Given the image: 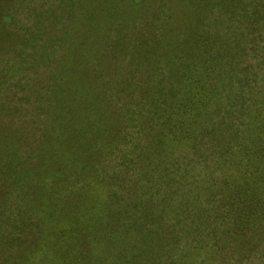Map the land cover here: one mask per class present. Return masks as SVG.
<instances>
[{
    "label": "rangeland",
    "instance_id": "374dc122",
    "mask_svg": "<svg viewBox=\"0 0 264 264\" xmlns=\"http://www.w3.org/2000/svg\"><path fill=\"white\" fill-rule=\"evenodd\" d=\"M194 1L0 0V69L5 72L0 78V106L4 109L0 114V136L7 134L9 147L19 148L17 160L30 163L34 190L29 203L38 209L28 211L29 226L25 228L16 185L10 179H1L0 173V264H126L124 261L133 254L142 258H135L136 264H151L148 258L164 249L162 236L166 230L158 218L165 211L159 208L160 202L149 199L134 208V201H124V192L122 201L111 198L119 185L139 193V186L146 182L161 190L164 181L147 176L145 183L136 184L135 177L127 175L121 181L116 178L119 175L116 169L127 173L151 170L162 176L169 167L167 155L181 151L177 147L186 140L188 132L179 126L183 122L180 107L172 106L181 98L182 84L186 85L191 102L195 100L196 78L200 73L198 60L209 58V53L199 51L200 44L205 46L206 41L210 45L214 41L220 44L219 54L225 55L223 61L228 66L230 53L241 59L243 66L237 69L239 72L250 69L247 61L252 59L257 68L250 70L263 73L258 75L256 88L262 89L264 84L261 69L264 64H259L264 59V0H243L235 10L229 8V13L226 0L213 6H209L210 0ZM152 18L156 28H147L159 35L164 49H159L156 55L141 49L137 56L132 41L138 37L140 25ZM124 25H128V30L116 32ZM25 32L35 37L26 40L22 35ZM149 34L148 31L146 35ZM116 41L118 46L112 48ZM169 57L176 58L171 65L180 70V91L175 94L176 99L167 98V105H160L156 113L154 96L146 99L141 96L155 87H166L163 75L167 74L165 61ZM210 64L212 67L213 63ZM163 66L165 70H158ZM52 75H62L67 81L62 84L64 87L59 88ZM123 77H134L129 87L137 86V96L132 99L126 90L119 89L118 82ZM113 79H118L117 84ZM50 89H63L64 94L67 90L77 92L73 96L80 99L74 104L86 107L84 113L74 114L78 124L69 126L86 131L85 140L90 142L84 146L82 155L91 154L90 158L75 157L69 144L68 147L44 144L48 121L45 122L43 113L48 105L46 100L51 97L47 94ZM103 89L104 95L100 92ZM257 90L249 94L256 102L252 101L247 120L264 147V90L256 98ZM6 107L9 109L5 110ZM136 107L134 127L108 146L104 127L96 128L94 118H108L113 123L127 109L134 111ZM93 110L100 112L96 115ZM154 130L163 135L151 137ZM9 147H1L0 152L5 153ZM77 149L80 152L83 148ZM146 164L155 169L145 168ZM155 179L160 182L154 184ZM77 194L83 198L81 203L76 201ZM150 202L154 203L153 210H145ZM134 220L140 221L144 230H151L154 241L148 247L140 245L141 239L136 240ZM80 225H85L94 236L86 239L81 236L82 231L77 228ZM115 235L117 238L113 239ZM79 253L80 258L74 260ZM129 264L134 262L131 260ZM209 264L227 261L215 257ZM244 264L262 263L256 258L253 263Z\"/></svg>",
    "mask_w": 264,
    "mask_h": 264
},
{
    "label": "trees",
    "instance_id": "16d2710c",
    "mask_svg": "<svg viewBox=\"0 0 264 264\" xmlns=\"http://www.w3.org/2000/svg\"><path fill=\"white\" fill-rule=\"evenodd\" d=\"M224 1L210 0L209 6ZM226 1L227 13H229V8L235 10L243 0ZM194 2L197 3V0ZM153 20L152 18L150 21H145L144 26L140 25L142 28L138 26L140 27L138 37L132 41V47L135 49L133 52L137 56L140 55L139 51H143L141 49L150 55H156L159 49H164L163 45L160 46L159 35L151 31L152 28H156L152 23ZM262 20L264 21V15ZM127 27L128 25L121 26L117 28L116 32L121 33L128 30ZM148 31L149 36L146 35ZM26 32L22 34L26 40L35 37L33 33L26 34ZM117 42H113L111 47L116 48ZM209 45L210 43L208 44L207 41L205 46L200 44L199 51L203 54L209 53V58L203 61L198 60L197 65L200 73L196 78L198 84L195 86L194 102H191L192 99L187 93L185 84H182L181 98L176 103L173 102L175 105L172 108L180 107L183 122L179 126L188 132L186 140L177 147L181 148V151L167 155L169 167L163 171L162 176H158L155 172L151 173V170L141 172L132 170L131 173H127L123 169L115 171V173H119L116 178L121 181L126 175L131 179L135 177L136 184L145 183L147 176L148 178H162L164 181L161 190L152 186L151 182H146L143 186H139V193L132 192L134 190L123 186L124 184L119 185L114 189L115 196L111 197L113 199L116 197V201H122L124 199L121 197L125 195L124 201H134L136 204L133 206L134 208L140 207L149 199L160 202L159 208L165 211V214H160L158 218L166 230L165 235L162 236L164 249L161 252L153 253L148 258L151 264H209L215 257L222 258L227 261V264L253 263L256 258L259 263L264 264V147L260 146L255 129L252 131L249 120H247L250 118L252 101L256 102L249 94L254 89H258V92L254 93V97L258 98L257 94L261 95L264 84L262 90L261 86L256 88V83L258 75L263 73H260L258 69L255 70L256 74L253 72V69L257 68V63H254L252 59L247 61V67L253 68L252 70L246 68L243 70L244 72L237 71L243 66L241 59H236V56L234 57L230 53L228 66L227 61H223L225 55L219 54L220 44H216L214 41V44ZM175 59L174 57L167 58L165 61L167 74L160 73V76H164L166 87H155L154 91H146L141 96L145 97L144 99L147 96H154L153 105L156 113L160 110V105H167L165 103L167 98L176 99L175 94L180 91H178V83L181 79L180 70H174L171 65ZM211 62L213 63L212 67L211 64L209 65ZM259 64H264V59ZM163 68L165 70L164 66L158 70L161 71ZM261 69L264 70V65H261ZM4 74L5 72L0 69V78L4 77ZM104 75L102 73L101 77L103 78ZM202 75H204V79H202ZM52 76L58 82L56 85L59 88L64 87L62 84L67 81H64L62 75ZM108 78L112 81L111 77L108 76ZM133 78L123 77L118 82L119 89L126 90L125 93L131 99L137 96V86L129 87ZM117 81L118 79H113L116 84ZM88 88L93 89V86H88ZM58 90L47 91V94L52 98L46 100L48 105L44 106V119H46L45 122L48 121L46 126L48 134L44 144L48 145L50 142L58 147H68L69 144L72 148V155L74 153L75 157L90 158L91 154H88L87 157L82 155L84 146L90 142L85 140L86 131L81 127L72 129L69 126H72V123L78 124L76 122L78 117H75L74 114H78L79 111L80 114L84 113L86 107L74 104V101L77 102L80 99L79 96H73L77 92L71 93L67 90L64 94L63 89ZM104 91L106 89L101 90V94L104 95ZM61 92L63 95H60ZM161 101L162 103H160ZM106 102L110 104L108 101ZM138 102L141 101L138 100ZM74 106L77 108L75 109ZM137 108L134 111L132 108L127 109L125 113L119 115L121 118H115L113 123H109L108 118L102 120L99 116L94 118L93 124H96V128L103 129L104 127L97 133H101V130L106 132L105 140L109 142L108 146L118 136L128 135L130 128L134 127ZM7 109L9 107H6L5 110ZM14 109L17 108L14 107ZM3 110L0 106V114ZM191 110H194L193 114H191ZM98 111L93 110L96 115ZM166 113L163 114L165 117ZM44 119L42 118V121ZM154 131L155 134L151 137L159 138L163 135ZM74 133L75 135H73ZM9 141L7 134L0 136V146L3 149L10 146ZM157 142L160 143L161 139H157ZM79 146L83 148L80 152L77 149ZM1 147L0 149H2ZM9 148L11 149L5 153L0 152L1 179H10L16 185V190L22 200L19 205V210L23 215L22 222H25L23 225L27 228L29 226L28 211L38 210L37 207L35 208L29 203L34 190L33 174L29 167L30 163L17 160L16 151L19 148ZM40 155L39 157L43 158V155ZM94 163L92 162L93 165ZM145 168L155 169L149 164H146ZM120 173L123 175L120 176ZM158 179L154 180V184L160 182L157 181ZM131 182L128 184L130 185ZM77 198L76 201L81 203L83 198L80 194H77ZM153 207L154 203L150 202L149 206L144 209L153 210ZM139 222L134 220V226H132L135 238L137 241L142 240L140 245L148 247L154 241L150 234L151 230H144V225ZM77 228L82 231L81 236L85 239L95 234L89 232L85 225H80ZM116 230H118L117 225ZM115 238H117L116 235L113 239ZM138 251L140 253L141 250L138 249ZM258 255L259 257H257ZM78 258H80V253L74 257V260ZM135 258H141V255L133 254L130 260L124 262L129 264L132 260L136 264Z\"/></svg>",
    "mask_w": 264,
    "mask_h": 264
}]
</instances>
